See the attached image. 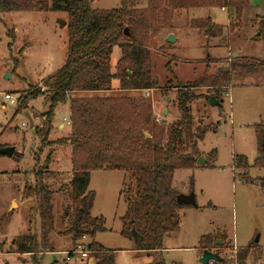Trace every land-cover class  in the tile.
Wrapping results in <instances>:
<instances>
[{
    "label": "rangeland",
    "instance_id": "1",
    "mask_svg": "<svg viewBox=\"0 0 264 264\" xmlns=\"http://www.w3.org/2000/svg\"><path fill=\"white\" fill-rule=\"evenodd\" d=\"M39 1L33 0L34 11L0 15V148H15L12 157L0 155V264L86 263L89 257L80 258V252L86 251L93 241L113 253L115 264H200L199 240L208 235L217 238L215 245L220 248L213 251L218 253L219 260L226 258L228 264H235L234 247L238 251L252 243L246 264H264V188L260 185V180H264V166L254 167L257 159L263 158L256 129H264V42L253 41L258 33L257 21L264 18V0H250L251 7L244 10L240 26L232 35L227 32L229 26L237 23L232 12L212 10V15L217 16L213 19L215 25L223 26L224 34L219 38H208L197 27L199 21L209 16L207 9H168L166 18L150 30L148 49L155 89L123 93L114 81L110 86L113 92L72 95L143 96L152 103L153 118L168 126L179 117L178 84L216 74L226 67L234 69L231 85L222 91L218 105L209 104L212 91L204 88L195 91L201 97L191 104L194 119L191 132L194 134L198 127L217 125L215 133L209 130L204 140L197 143L196 150L204 160L215 151L216 159L174 173L172 188L183 195L192 192L197 208L190 206L179 212L180 227L166 235L163 250L157 254L137 251L135 239L120 235L121 218L127 207L121 192L135 183L132 175L124 171H94L90 175L87 189L95 193L91 217L103 220L105 232L97 233L94 239L83 236L75 242L72 234L66 235L71 228L67 211L72 195L59 188L67 186L72 176L71 148L57 147L44 174L45 184L55 193L54 230L49 235L53 252L37 256L15 253L13 240L39 230V220L32 209L35 203L25 198L22 191L26 183L33 182L31 171L42 167L50 151L34 132L42 124L41 115L49 109L48 85L66 60L68 44L69 15L42 12ZM137 1L138 8L146 7V0ZM91 2V8L96 11L114 10L121 5L120 0ZM159 18H163L162 13ZM58 20L65 22L62 29L58 27ZM11 31H14V41L8 36ZM168 35L175 41L167 43ZM120 56L116 45L108 58L100 56L97 60L105 62L114 72ZM38 90L40 94L26 108H21L19 98ZM6 94L17 98V104L5 100ZM69 112L68 103L55 109L49 141L68 136ZM59 125L64 129H59ZM17 154L22 155L18 162ZM241 157L247 161V170L235 166Z\"/></svg>",
    "mask_w": 264,
    "mask_h": 264
},
{
    "label": "trees",
    "instance_id": "2",
    "mask_svg": "<svg viewBox=\"0 0 264 264\" xmlns=\"http://www.w3.org/2000/svg\"><path fill=\"white\" fill-rule=\"evenodd\" d=\"M120 2V7L104 11L93 10L91 0H40L37 3L42 12L67 13L70 21L66 26V60L48 85L49 109L41 115L42 124L34 132L50 151L42 167L31 171L33 182L26 183L22 191L25 198L35 203L32 209L38 217L39 230L36 234L28 232L12 241L16 254L37 256L53 252L49 235L54 230L55 193L45 184L44 174L48 172L52 153L57 147L71 148L72 176L69 184L61 186L59 191H70L72 195L67 211L71 228L65 234H72L74 242L83 236L94 239L97 233L105 232L103 220L91 217L95 193L87 188L91 172L94 171H124L134 178V186H126L121 192L127 207L121 218L123 225L120 235L127 239L140 237L137 251L160 253L166 235L180 227L179 212L190 208L176 202L179 193L171 186L174 173L195 167L200 157L196 150L197 143L204 140L209 130L215 133L217 129V125L212 128L198 127L193 134L191 104L201 97L195 91L203 88L212 91L215 101L220 100L222 91L231 85L232 67L220 69L213 75H203L190 83L178 84L176 106L179 117L168 126L164 122H156L152 103L143 96L72 95L113 92L110 86L114 81L118 82V91L123 93L152 91L156 87L148 49L150 30L159 26L160 19L166 18L168 9H207L209 16L199 21L197 27L206 37L219 38L224 34L223 26L213 23L212 10L224 8L232 12L237 21L235 26L228 28L227 32L232 35L240 26L244 10L250 8V0H146L145 8H138L137 0ZM34 9L33 0H0V15ZM160 13L163 18H159ZM256 31L258 33L253 41L264 42V18L258 19ZM8 36L15 40L14 31ZM116 45L121 56L113 72L97 58H108ZM8 48L11 49V45ZM23 50L20 49V55ZM15 62L17 64V60ZM206 67L209 71L208 65ZM40 92L38 90L27 97H20V107L26 108L28 102ZM67 103L70 106V133L66 138L49 141L55 109ZM256 134L262 151L264 129L258 127ZM21 156L17 154L16 162L21 160ZM215 159L216 152L211 151L208 163ZM35 161L37 163L38 158ZM235 166L248 168L244 157L239 158ZM257 166H264L263 159H257L254 167ZM260 185L264 188V180H260ZM216 240L210 235L200 237V255L203 251L219 249L220 246L215 245ZM252 246L251 243L242 250L233 251L235 264H246ZM86 251L90 253L89 261L78 264H90V261L94 264H115L113 253L94 241ZM228 262L226 258H221L216 264Z\"/></svg>",
    "mask_w": 264,
    "mask_h": 264
},
{
    "label": "water",
    "instance_id": "3",
    "mask_svg": "<svg viewBox=\"0 0 264 264\" xmlns=\"http://www.w3.org/2000/svg\"><path fill=\"white\" fill-rule=\"evenodd\" d=\"M65 26V22L62 20H58V27L60 29H62ZM126 30L124 32V35H126ZM175 39L172 35H168L166 42L168 43H172L174 42ZM8 78L10 79V76H8ZM209 104L214 106V105H218L219 102L215 101L214 98H209ZM222 102V101H221ZM166 113V112H165ZM146 139H149V137L147 136V134H145ZM262 151H263V161H264V145L262 146ZM15 152V148L14 147H6V148H0V155H4L7 157H12V155ZM206 163H208V159H203V158H198V160L196 161V166H202L205 165ZM176 202L179 205H185V206H192L193 208H197V204L195 203V198H194V194L191 192L189 193V195H183V194H178L176 196ZM134 239L137 241L136 243L139 245L141 242V238L139 237H134ZM255 243H257V240L255 241ZM220 261L218 258V255L210 252V251H203L202 256L200 258L199 263L200 264H208L209 261ZM90 264H94L93 261H90Z\"/></svg>",
    "mask_w": 264,
    "mask_h": 264
},
{
    "label": "built area",
    "instance_id": "4",
    "mask_svg": "<svg viewBox=\"0 0 264 264\" xmlns=\"http://www.w3.org/2000/svg\"><path fill=\"white\" fill-rule=\"evenodd\" d=\"M221 11H224L225 9L224 8H221L220 9ZM4 99L5 100H8L9 102H10V104H12V105H16L17 104V102H18V100H17V98L15 99L14 97H13V95H10V94H6L5 96H4ZM158 123H159V119H155ZM71 123H69V121L67 122V125H70ZM234 252L235 251H237V247L235 246L234 247V250H233ZM89 254L90 253H88V251H84V250H82L81 252H80V258H82V259H86L87 257H89ZM208 264H216V262L215 261H213V260H211V261H209L208 262Z\"/></svg>",
    "mask_w": 264,
    "mask_h": 264
},
{
    "label": "crops",
    "instance_id": "5",
    "mask_svg": "<svg viewBox=\"0 0 264 264\" xmlns=\"http://www.w3.org/2000/svg\"><path fill=\"white\" fill-rule=\"evenodd\" d=\"M251 5V4H250ZM251 7V6H250ZM226 10V9H225ZM224 10V11H225ZM223 11V12H224ZM213 19L214 20H216L217 19V16H215V15H213ZM214 23V22H213ZM215 24V23H214ZM254 26V25H253ZM235 33V32H234ZM228 63V62H227ZM227 68V67H226ZM166 112V113H165ZM167 114V111L166 110H164V113H163V115L165 116ZM154 116H156V117H159L157 114H155V112H154ZM204 127V126H203ZM59 129H64V126L63 125H59V127H58ZM68 137V136H67ZM64 138H66V137H64ZM235 245V244H234Z\"/></svg>",
    "mask_w": 264,
    "mask_h": 264
}]
</instances>
